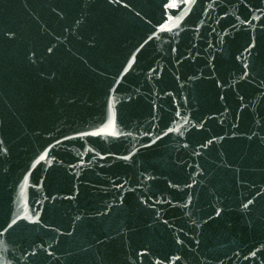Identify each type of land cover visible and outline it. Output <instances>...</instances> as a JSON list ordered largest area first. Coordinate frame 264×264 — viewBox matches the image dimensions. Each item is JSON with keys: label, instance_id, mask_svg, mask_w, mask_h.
<instances>
[{"label": "water", "instance_id": "water-1", "mask_svg": "<svg viewBox=\"0 0 264 264\" xmlns=\"http://www.w3.org/2000/svg\"><path fill=\"white\" fill-rule=\"evenodd\" d=\"M0 264H264V0H0Z\"/></svg>", "mask_w": 264, "mask_h": 264}]
</instances>
